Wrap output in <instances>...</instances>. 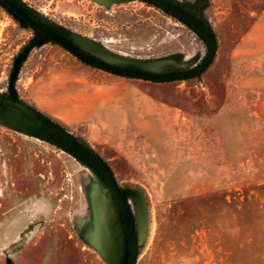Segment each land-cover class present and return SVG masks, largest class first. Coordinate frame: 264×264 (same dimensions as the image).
Wrapping results in <instances>:
<instances>
[{"label":"rangeland","instance_id":"obj_1","mask_svg":"<svg viewBox=\"0 0 264 264\" xmlns=\"http://www.w3.org/2000/svg\"><path fill=\"white\" fill-rule=\"evenodd\" d=\"M19 1L118 65L188 70L208 50L144 1ZM168 1L216 32L214 61L197 77L105 71L37 36L0 2V95L59 122L112 167L136 217L137 264H264V0ZM29 42L11 88L13 60ZM19 115L0 112V264H29L26 251L42 240L36 264L47 256L127 264L121 215L102 177Z\"/></svg>","mask_w":264,"mask_h":264},{"label":"water","instance_id":"obj_2","mask_svg":"<svg viewBox=\"0 0 264 264\" xmlns=\"http://www.w3.org/2000/svg\"><path fill=\"white\" fill-rule=\"evenodd\" d=\"M142 1L159 7L169 14L177 17L184 23L190 25L194 30L199 32L204 37L208 44V50L205 58L200 62L199 65L188 70L156 73L141 68H133L111 63L82 49L67 35L56 30L47 22L39 18L19 0H0L2 4L9 8L17 16L22 18L26 23H28V25L36 29L41 34H44L46 38L61 45L85 63L105 71L131 78H139L155 82H168L193 78L198 72L206 71L213 63L218 49V41L214 29L195 14L185 10L181 6L171 1ZM39 37H41V35H39ZM32 44L33 42L27 43L14 59L12 78L10 82L11 88L14 86L19 71L25 61V53L30 49ZM0 112H10L14 115V117L19 119L22 118L19 114L24 115L26 118L33 121L37 128H43L49 137L68 150L71 154L87 163L102 176L111 196L117 205L123 221L128 249L127 264H137L139 257L140 237L137 229L136 217L128 196L116 178L112 167L94 150L71 135V133L64 126L58 124L51 117L42 113L40 110L30 104L17 100L11 96L0 95Z\"/></svg>","mask_w":264,"mask_h":264},{"label":"crops","instance_id":"obj_3","mask_svg":"<svg viewBox=\"0 0 264 264\" xmlns=\"http://www.w3.org/2000/svg\"><path fill=\"white\" fill-rule=\"evenodd\" d=\"M107 206H108L109 210L113 209L112 205L110 206V203H108ZM110 212H112V211H110ZM88 238H89V236H88ZM41 239H43V238H41ZM43 242H44V240H42L40 243H38L39 248L33 249V247H32L31 249L26 251L27 256L29 257L28 258L29 264H36L37 259H43L44 258V254L39 253L40 251H42L41 249L43 247V244H45ZM28 253H29V255H28ZM41 264H59V257L58 256H51L48 258V256H47L45 258V262L41 263Z\"/></svg>","mask_w":264,"mask_h":264},{"label":"trees","instance_id":"obj_4","mask_svg":"<svg viewBox=\"0 0 264 264\" xmlns=\"http://www.w3.org/2000/svg\"><path fill=\"white\" fill-rule=\"evenodd\" d=\"M140 1H142V0H140ZM147 3V2H146ZM149 4V3H148ZM149 5H151V4H149ZM157 8H159V7H157ZM166 12V11H165ZM14 13V12H13ZM168 13V12H167ZM15 14V13H14ZM169 14V13H168ZM16 15V14H15ZM169 15H171V14H169ZM17 16V15H16ZM173 16V15H172ZM17 17H19V16H17ZM175 17V16H174ZM20 18V17H19ZM175 18H177V17H175ZM24 23H26L22 18H20ZM178 19V18H177ZM180 20V19H179ZM181 22H183L182 20H180ZM184 23V22H183ZM27 25H28V23H26ZM184 24H186V23H184ZM187 26H189V28H191L195 33H197L198 35H200L201 37H203L199 32H197L196 30H194L190 25H188V24H186ZM28 26H30V25H28ZM31 27V26H30ZM33 30H35L33 27H31ZM215 31V30H214ZM216 33V32H215ZM217 36V35H216ZM204 38V37H203ZM45 39H47V40H49L48 38H46L45 37ZM57 44V43H56ZM204 72V71H203ZM203 72H198L197 74H196V76L195 77H197V76H199L200 74H202ZM34 107V106H33ZM54 120V119H53ZM55 121V120H54ZM57 122V121H56ZM58 124H60L59 122H57ZM61 125V124H60ZM99 155V154H98ZM100 156V155H99ZM101 157V156H100ZM102 159H104V158H102ZM105 160V159H104ZM99 174V173H98ZM100 175V174H99ZM101 176V175H100ZM102 177V176H101ZM103 179V178H102ZM103 181H104V179H103ZM105 182V181H104ZM106 184V183H105ZM122 186V185H121ZM111 195V194H110ZM111 198H112V200H113V197L111 196ZM114 204H115V206L117 207V205H116V203L114 202ZM117 211H118V213L120 214V212H119V210H118V208L116 209ZM122 219V218H121ZM123 222V221H122ZM140 237V236H139ZM140 239H139V251H140Z\"/></svg>","mask_w":264,"mask_h":264},{"label":"flooded vegetation","instance_id":"obj_5","mask_svg":"<svg viewBox=\"0 0 264 264\" xmlns=\"http://www.w3.org/2000/svg\"><path fill=\"white\" fill-rule=\"evenodd\" d=\"M34 31H35L37 36L41 35V38H45L46 37L44 34H41L40 32H38L36 29ZM13 62H14V60H13Z\"/></svg>","mask_w":264,"mask_h":264},{"label":"built area","instance_id":"obj_6","mask_svg":"<svg viewBox=\"0 0 264 264\" xmlns=\"http://www.w3.org/2000/svg\"><path fill=\"white\" fill-rule=\"evenodd\" d=\"M1 5L3 6V7H5L7 10H9L10 11V9L9 8H7L4 4H2L1 3ZM11 12V11H10Z\"/></svg>","mask_w":264,"mask_h":264}]
</instances>
